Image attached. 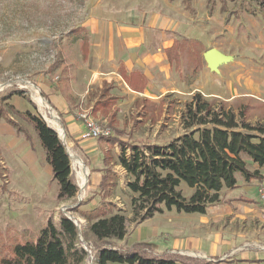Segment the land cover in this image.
<instances>
[{"label":"rangeland","instance_id":"1","mask_svg":"<svg viewBox=\"0 0 264 264\" xmlns=\"http://www.w3.org/2000/svg\"><path fill=\"white\" fill-rule=\"evenodd\" d=\"M148 7H157L159 12L192 28L191 37L178 36L182 58L180 76L186 81L188 90L166 96V109L159 115L136 116L135 112L130 115L123 109L118 125L130 132L133 143L164 144L180 135L181 116L185 105L197 93L194 89L215 106L222 103L235 114L241 112L244 121L252 125L264 124V7L261 9L252 0H192L186 7L181 0H171L168 4L159 0L151 6L134 0H0V260L7 257L16 244L36 239L48 220L55 225L61 216L81 220L84 212L79 209L90 198L100 205L106 204L103 197L108 193L106 187L110 186H102L105 188L98 189L97 194L89 191L87 162L68 144L60 125L64 139L61 142L68 155L74 154L80 159L86 178L83 187L78 182L74 199L57 201L58 186L32 124L10 109L13 107L19 114L29 111L45 119L24 82L34 85L40 95V82L61 87L68 69L72 72L70 60L75 50L72 46L88 36L90 29L118 25V16H132ZM209 48L231 60L219 65L217 71L210 70L202 57L204 50ZM204 67L206 71L201 73ZM56 119L59 122L57 116ZM115 151L108 152L107 167L118 175L119 169L114 168L117 164ZM71 175L75 182L72 171ZM111 180L115 182L111 186L120 197L115 201L118 207L114 208L129 218L127 226L135 224L129 205L133 194L126 188V175ZM181 189L185 197L191 194L186 186L182 185ZM172 210L174 213L170 215L166 212L168 217L177 214ZM97 213L99 211L90 212L86 218L90 220ZM164 219L167 221V217ZM152 224L155 225L146 223L143 228L147 229L148 241L157 251L168 249L173 254L188 255L174 245L182 231L177 238L173 236L175 230L167 232L164 226L161 233H152ZM192 225L193 220L191 232L195 227ZM87 226L85 221L79 224V236L98 252L100 244L89 234ZM136 236L129 235V245ZM76 244L80 248L79 238ZM107 246L113 247L109 243ZM183 261L184 264H218L203 255L200 259Z\"/></svg>","mask_w":264,"mask_h":264},{"label":"crops","instance_id":"2","mask_svg":"<svg viewBox=\"0 0 264 264\" xmlns=\"http://www.w3.org/2000/svg\"><path fill=\"white\" fill-rule=\"evenodd\" d=\"M158 1L134 0L135 3L148 6ZM160 1L168 4L171 0ZM191 1L181 0V3L186 7ZM188 28L172 16L159 12L157 7H148L141 13L137 11V14L134 12L132 16H118V25L92 28L88 36L72 46L75 49L70 60L72 72L68 69L67 79L61 87L44 81L38 84L42 98L59 120L66 141L87 162L89 191L97 194L102 186L110 185L106 187L108 193L103 197L106 204L100 205L96 199L90 198L79 209L85 214L103 206L114 210L117 209L114 207H118L115 201L120 197L116 194V188L111 186L115 183L111 178L126 173L118 164L114 166L120 171L118 175L114 169L110 170L107 154L116 150L117 161L119 143L135 144L130 132L118 125L124 114L122 110L127 109L126 113L130 115L135 112L136 116L159 115L166 109V96L188 90L186 81L180 76L182 58L178 41V36H192V28ZM174 48L179 57V67H176L173 59ZM210 49H205L202 57ZM194 91L198 93L196 89ZM82 115L105 122L113 137L82 140ZM141 144L158 143L139 142ZM261 172L264 175V167ZM260 184H264V179L245 182L238 176L236 187L223 189L218 204L208 208L206 214L185 216L176 212L173 217H168V214L174 212L172 209L165 210L139 225H126L127 234L124 239L111 240L109 244L123 252L131 250L136 244H150L152 249L144 250L148 255L180 256L182 264L183 260L200 259L201 255L213 258L218 264H264V203L259 202L257 193ZM82 216L81 220L87 224V218ZM166 217L167 221L164 219ZM158 219L163 221L159 222ZM192 220V226L195 227L191 232ZM146 223L155 224H152V233H161L162 226L167 232L175 230L174 237L182 231L174 245L180 246L179 250L188 255L173 254L168 249L157 251L148 241L147 229L143 228ZM208 230L215 233H209ZM131 234L137 236L134 243L129 245Z\"/></svg>","mask_w":264,"mask_h":264},{"label":"trees","instance_id":"3","mask_svg":"<svg viewBox=\"0 0 264 264\" xmlns=\"http://www.w3.org/2000/svg\"><path fill=\"white\" fill-rule=\"evenodd\" d=\"M252 1L263 9L264 0ZM173 52L179 67L175 48ZM10 109L32 124L58 186L57 201L74 199L78 186L57 133L38 114H19L13 107ZM243 118L241 112L235 114L222 103L215 106L196 93L185 105L182 133L177 137L164 144L119 143L117 164L125 171L126 188L133 194L129 202L131 220L143 222L163 209L204 215L219 202L223 189L236 187L237 175L245 182L262 181L264 124L252 125ZM111 137L112 131L105 138ZM182 185L191 190L188 197L183 195ZM97 211L92 219H87L89 234L100 244L97 264H182L180 256L148 255L144 250L152 249L150 244H136L124 252L108 247L109 241L124 239L128 218L121 210L106 206L90 212ZM77 238L78 230L68 218L61 216L58 225L48 220L36 239L16 244L0 264H83L85 252L76 247Z\"/></svg>","mask_w":264,"mask_h":264},{"label":"built area","instance_id":"4","mask_svg":"<svg viewBox=\"0 0 264 264\" xmlns=\"http://www.w3.org/2000/svg\"><path fill=\"white\" fill-rule=\"evenodd\" d=\"M82 119L84 121V130L81 134L82 140H97L101 137H108L111 135V130L105 122L94 120L88 115H82ZM68 156L71 160V154ZM71 171L74 175L75 182L78 186V176H77L78 166L71 163ZM257 193H258L259 201L261 203H264V184L259 185ZM66 218L71 220V222L74 224L76 229L79 228V224L82 222L81 220L74 219L73 217H66ZM78 238L80 242V248L78 247V244H76V247L85 252V259H84L85 263L86 264L96 263L97 254H98L97 250L93 248L91 243L84 242L82 238L79 236V233H78Z\"/></svg>","mask_w":264,"mask_h":264},{"label":"bare ground","instance_id":"5","mask_svg":"<svg viewBox=\"0 0 264 264\" xmlns=\"http://www.w3.org/2000/svg\"><path fill=\"white\" fill-rule=\"evenodd\" d=\"M24 86L30 91L31 97L34 103L38 106L41 112L45 114L44 117L47 121L48 126L54 129L56 132H58L59 136L61 137L62 133H61L60 124L57 121L54 113L50 110L48 103L41 97L39 90L34 85L29 83L28 81L24 82ZM61 139L64 141L63 137H61ZM71 160L73 164H76L78 166V170H79V172H77L78 182H79V185L83 187L85 183L86 175H85L82 163L80 159L74 154L71 155Z\"/></svg>","mask_w":264,"mask_h":264},{"label":"water","instance_id":"6","mask_svg":"<svg viewBox=\"0 0 264 264\" xmlns=\"http://www.w3.org/2000/svg\"><path fill=\"white\" fill-rule=\"evenodd\" d=\"M204 57V60L207 64V67L210 69V70H214V71H217V67L221 64H224L228 61L231 60V57L229 56H225L224 54H222L221 52H219L218 50L216 49H210L208 51H206L203 55ZM44 119V118H43ZM45 120V119H44ZM52 129V128H51ZM53 131H55L54 129H52ZM56 132V131H55ZM57 133V136L58 138L60 139V141H62L61 137L59 136L58 132ZM67 153V152H66Z\"/></svg>","mask_w":264,"mask_h":264}]
</instances>
